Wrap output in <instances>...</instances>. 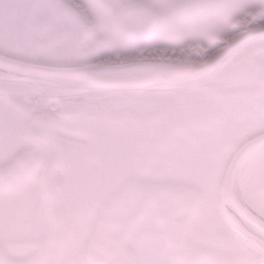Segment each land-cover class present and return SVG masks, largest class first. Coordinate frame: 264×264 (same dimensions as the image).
Segmentation results:
<instances>
[{
    "label": "snow or ice",
    "instance_id": "snow-or-ice-1",
    "mask_svg": "<svg viewBox=\"0 0 264 264\" xmlns=\"http://www.w3.org/2000/svg\"><path fill=\"white\" fill-rule=\"evenodd\" d=\"M0 264H264V0H0Z\"/></svg>",
    "mask_w": 264,
    "mask_h": 264
}]
</instances>
